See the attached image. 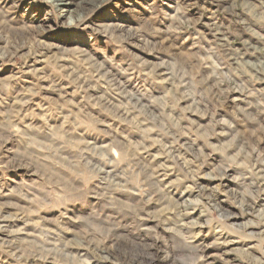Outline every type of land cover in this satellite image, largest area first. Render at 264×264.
Segmentation results:
<instances>
[{
  "label": "rangeland",
  "instance_id": "rangeland-1",
  "mask_svg": "<svg viewBox=\"0 0 264 264\" xmlns=\"http://www.w3.org/2000/svg\"><path fill=\"white\" fill-rule=\"evenodd\" d=\"M76 1L0 0V264H264V0Z\"/></svg>",
  "mask_w": 264,
  "mask_h": 264
},
{
  "label": "bare ground",
  "instance_id": "bare-ground-1",
  "mask_svg": "<svg viewBox=\"0 0 264 264\" xmlns=\"http://www.w3.org/2000/svg\"><path fill=\"white\" fill-rule=\"evenodd\" d=\"M43 2L44 3H46L47 5H50V6H52V8L54 9V10H56L57 11V13H58V15H59V17L60 18H64L66 21H67V23L70 25V26H72V25H74L78 20H80V19H82L83 18V16L85 15L84 13V9H82L83 8V1H79V2H77L76 0H43ZM77 6H80V8H77ZM88 10V9H87ZM87 12V11H86ZM81 22V21H80ZM125 31V30H124ZM132 35V34H131ZM3 39V37H0V41ZM130 39V38H129ZM135 42V41H134ZM50 48H51V46H50ZM50 48H48V49H50ZM8 53V52H7ZM12 53V52H11ZM10 55V54H9ZM31 61V60H30ZM263 61V60H262ZM238 62V61H237ZM236 62V63H237ZM239 63H241V62H239ZM246 63V62H245ZM150 64V63H149ZM153 64V63H152ZM251 66H250V68H255L256 67V63H254V62H250L249 63ZM31 65H32V63H31ZM30 65V66H31ZM149 66V65H148ZM153 66V65H152ZM155 66V65H154ZM29 67V66H28ZM35 67V66H34ZM149 67H151V66H149ZM25 68V67H24ZM36 68V67H35ZM151 69H152V67H151ZM154 69V68H153ZM252 69H250V70H252ZM36 70H38V68L36 69ZM155 70V69H154ZM30 71H32V69H30ZM41 71H43V70H41ZM149 71V70H148ZM28 72V71H27ZM34 72H36L35 70H34ZM32 73V72H31ZM42 73V72H41ZM29 74H30V72H29ZM35 74V73H34ZM39 75V74H38ZM37 75V76H38ZM40 76V75H39ZM103 77V76H102ZM44 80H46V79H44ZM45 82V81H44ZM102 82V81H101ZM86 84V83H85ZM56 87V86H55ZM104 90V89H103ZM135 92V91H134ZM135 93H137V92H135ZM132 94V93H131ZM258 94V93H257ZM135 95H137V94H135ZM143 95V94H142ZM17 96V95H16ZM21 96V95H20ZM138 96V95H137ZM238 97V96H237ZM68 98V97H67ZM130 98H131V96H130ZM133 98V97H132ZM140 98H142L143 99V96L142 97H140ZM18 99V98H17ZM100 100V99H99ZM130 100V99H129ZM18 101V100H17ZM140 101V100H139ZM109 103V102H108ZM140 103V102H139ZM143 103V102H142ZM145 103V102H144ZM196 104V103H195ZM116 105V104H115ZM134 105H135V103H134ZM137 105V104H136ZM117 106V105H116ZM43 108V107H42ZM150 108V107H149ZM127 109V108H126ZM125 109V110H126ZM120 110V109H119ZM125 110L123 109V111L125 112ZM169 110V109H168ZM122 111V110H121ZM122 111V112H123ZM50 112V111H49ZM117 112H118V109H117ZM120 112V111H119ZM128 112V111H127ZM129 112H130V110H129ZM126 113V112H125ZM119 114V113H118ZM128 114V113H127ZM126 114V115H127ZM153 114V113H152ZM123 115H124V113H123ZM122 115V116H123ZM21 116V115H20ZM179 119V118H178ZM15 122V121H14ZM246 128V127H245ZM122 131V130H121ZM80 132V131H79ZM5 143V142H4ZM4 143H3V146H4ZM138 143V142H137ZM197 145V144H196ZM6 146V145H5ZM50 146V145H49ZM51 147V146H50ZM191 147V146H190ZM169 150V149H168ZM102 152V151H101ZM171 152V151H170ZM98 155V154H97ZM106 158V157H105ZM165 163V162H164ZM172 163V162H171ZM155 165V164H154ZM162 165V164H161ZM159 166V165H158ZM256 166V165H255ZM170 167V166H169ZM169 167H167V168H169ZM264 167H261V168H259L258 170H262ZM166 169V168H165ZM251 169V168H250ZM255 169H257V167L255 168ZM161 170V169H160ZM257 170V171H258ZM264 170V169H263ZM164 171V170H163ZM165 171H168V170H165ZM44 172V171H43ZM262 172H264V171H262ZM161 173V172H160ZM226 171L224 172V176L226 175ZM44 174V173H43ZM154 174H157V176L155 175L154 177H156L157 179L156 180H159V177L161 178L162 176H164V175H161V174H159V172H158V170H157V172H154ZM164 174V173H163ZM169 174V173H168ZM167 174V175H168ZM176 176H177V174H176ZM196 176V175H195ZM263 176V175H262ZM68 177V176H67ZM186 177V176H185ZM184 179H186V178H184ZM178 180V179H177ZM152 181H153V179H152ZM159 181H164V180H159ZM170 182H172V181H170ZM151 183H153V182H151ZM156 183H158L157 181H155V185H156ZM194 184V183H193ZM154 185V186H155ZM158 185V184H157ZM184 185V184H183ZM16 186V185H15ZM184 186H186V190L188 189V190H190V192H192V187L188 184V185H184ZM195 186V185H194ZM193 186V187H194ZM2 187V186H1ZM0 187V188H1ZM156 188V187H155ZM159 188V187H158ZM164 188V187H163ZM101 189V188H100ZM160 189V188H159ZM203 189V188H202ZM237 189V188H236ZM158 190V189H157ZM161 190V189H160ZM185 190V189H184ZM232 193V192H231ZM163 194V193H162ZM161 195V194H160ZM165 195V194H164ZM165 197V196H164ZM170 197V196H169ZM175 197V196H174ZM172 197H170V199H169V203L170 202H172ZM148 201V200H147ZM162 201V202H161ZM174 201V200H173ZM176 201H178V199H176L175 200V202ZM161 202V203H160ZM160 202L159 203H157V204H155V205H158V204H162V203H164V201L163 200H160ZM258 202H260V201H258V199H254V200H252V202L250 201V202H246L245 200H241V206H242V208H244V210H245V212H244V216H243V218H248V217H250L249 215L251 214V213H257L255 210H256V205L258 204ZM16 204V203H15ZM171 204V203H170ZM154 205V206H155ZM175 205H177V203L175 204ZM16 206H17V204H16ZM169 206H171V205H169ZM19 208H20V206H18ZM197 207V206H196ZM152 208V207H151ZM170 208V207H169ZM173 208V207H172ZM180 208V207H179ZM178 207H177V209H179ZM187 208V207H186ZM148 209V208H147ZM194 209V208H193ZM140 210V209H139ZM166 210H168V207H167V209ZM188 210V209H187ZM195 210V209H194ZM193 210V211H194ZM141 211V210H140ZM248 211V212H247ZM138 213H139V211H137ZM171 212H173V211H171ZM177 212H180V211H177ZM2 213V212H1ZM149 213V212H148ZM176 213V212H175ZM201 213H202V211H201ZM201 213H197V212H190V210L188 211V213H178V216H177V218H175L174 220H171L170 222H169V224L171 225V228H170V230H172L174 233L176 232V234L178 233H180L181 234V236L183 235L184 236V231L186 230L187 231V233L188 234H190V236L189 237H185L184 236V238H192V236H191V234H199V233H201L202 232V229L201 228H194V226H192V227H189V225H196V223H202V221L204 220V219H206L205 218V216L204 215H202ZM224 214V213H223ZM174 216H175V214H174ZM221 216V215H220ZM257 216L258 217H260L261 218V221H263V222H261V223H264V211H259L258 213H257ZM5 217V216H4ZM145 217V216H144ZM225 217V216H224ZM224 217H222V218H224ZM111 218V217H110ZM172 219V218H171ZM211 219V218H210ZM221 219V218H220ZM25 220V219H24ZM40 220V219H39ZM208 220V219H207ZM222 221V220H221ZM238 220H232L231 222H230V224H232V225H230V227L231 226H233V225H235L236 224V222H237ZM255 221V220H254ZM25 222V221H24ZM162 222H164V221H162ZM228 221H226V223H227ZM235 222V223H234ZM252 222H253V220H252ZM23 223V222H22ZM204 223V222H203ZM219 223V222H218ZM229 223V222H228ZM238 223V222H237ZM255 223V222H254ZM256 223H258V221L256 222ZM24 224V223H23ZM26 224H28V223H26ZM163 224V223H162ZM223 224H224V222H223ZM198 225V224H197ZM203 225V224H202ZM169 226V225H168ZM212 226V225H211ZM236 226V225H235ZM165 227V226H164ZM189 227V228H188ZM230 227H228V228H230ZM108 228V227H107ZM204 228V227H203ZM207 228V227H206ZM221 228V227H220ZM30 229H31V227H30ZM116 229V228H115ZM205 229V228H204ZM26 230V229H25ZM206 230V229H205ZM233 230V229H232ZM7 231V232H6ZM22 231V230H21ZM206 231H208V230H206ZM249 231V230H248ZM250 231L251 232H248V233H250L251 235L252 234H254V230H252V229H250ZM27 232V234H33V233H29L28 231H26ZM31 232V231H30ZM253 232V233H252ZM19 233V232H18ZM21 233V232H20ZM24 233H25V231H24ZM186 233V232H185ZM186 233V234H187ZM220 233V232H219ZM224 233V232H223ZM1 234H5V236H2ZM13 234V232L11 233L10 231H8V230H1V228H0V241H2V244L3 243H8L9 244V246H12V243H15V241L14 240H9V239H7V237H9V236H11ZM175 234V235H176ZM207 234V233H206ZM205 235V234H204ZM251 235H249L248 237H251ZM259 235L260 236H263V238H264V225H262V227L259 229ZM59 236V235H58ZM179 236V235H178ZM178 236H177V238H178ZM217 236V235H216ZM214 237V240L216 241V243L217 244H220V246H225V245H228L231 241L228 239V238H224V239H222V242H219L221 239L220 238H217V237ZM30 237V236H29ZM174 237V236H173ZM229 237V236H228ZM16 238V237H15ZM180 239H181V237H179ZM17 239V238H16ZM20 239V238H19ZM196 239V238H195ZM23 240V239H22ZM25 240V239H24ZM182 240V239H181ZM12 241H14V242H12ZM27 241V240H26ZM30 241V240H29ZM157 241V240H156ZM195 241V240H194ZM193 241V242H194ZM17 242V241H16ZM184 243V242H183ZM195 243V244H194ZM194 243H192V245L191 246H193V248H194V250H195V252H198V253H196V256H195V263H198L199 261H200V258H202V257H204V258H208V257H212V256H214L213 254H210V253H208L209 251H210V248L209 247H207L204 243H202V244H196V241L194 242ZM1 244V243H0ZM151 244V243H150ZM31 245H33V244H31ZM41 245V244H40ZM149 245V244H148ZM7 246V245H6ZM16 246V245H15ZM19 246H20V248H22L23 247V244H22V246L19 244ZM190 246V245H189ZM210 246V245H209ZM89 247V246H88ZM150 247H151V249H153V251H154V256L152 257V258H154V257H156V258H158V257H161V254L159 253V250H158V246H156V244L155 245H150ZM149 247V248H150ZM217 247H219V246H217ZM260 247L262 248V245H260ZM11 248V247H10ZM16 247H14V249H15ZM24 248V247H23ZM93 248V247H92ZM190 248V247H189ZM26 249V248H25ZM39 249V248H38ZM91 249V248H90ZM93 249H95V248H93ZM191 249V248H190ZM22 250V249H21ZM21 250H18V251H21ZM24 250V249H23ZM103 250V249H102ZM89 251V250H88ZM173 252H175L174 251V249L172 250ZM11 252H13V251H11ZM16 252V251H15ZM24 252V251H23ZM26 252V251H25ZM34 252H36V251H34ZM38 252H40V253H42V250L40 249V251L38 250ZM93 252H94V250H93ZM96 252V251H95ZM152 252V251H151ZM19 253V252H18ZM91 253V252H90ZM12 254V253H11ZM17 254V253H16ZM20 254V253H19ZM33 254V253H32ZM39 254V253H38ZM87 254V253H86ZM92 254V253H91ZM93 254H95V253H93ZM98 254V253H97ZM20 255H22V254H20ZM24 255H28V254H24ZM100 255V254H99ZM98 255V256H99ZM152 255V254H151ZM19 256V255H18ZM33 256H34V254H33ZM33 256H31V257H33ZM39 256H41L42 257V255L40 254ZM96 256V255H95ZM1 257V256H0ZM17 257V256H16ZM28 257V256H27ZM30 257V256H29ZM21 258V257H20ZM23 258V257H22ZM98 258V257H97ZM100 258H101V255H100ZM104 258V257H103ZM166 259H170L169 258V255L167 256V257H165ZM29 259V258H28ZM36 259V258H35ZM40 259V258H39ZM44 259V258H43ZM46 259V258H45ZM38 260V259H37ZM47 260H49V259H47ZM155 260V259H154ZM253 260H256L255 262H260V261H258L257 260V257L255 256V257H253ZM25 261V260H24ZM28 261V260H27ZM35 262V261H34ZM77 262H79L78 260H77ZM76 262V263H77ZM83 262V261H82ZM81 263V262H80ZM84 263V262H83ZM264 263V262H263ZM82 264V263H81ZM193 264V263H192Z\"/></svg>",
  "mask_w": 264,
  "mask_h": 264
}]
</instances>
